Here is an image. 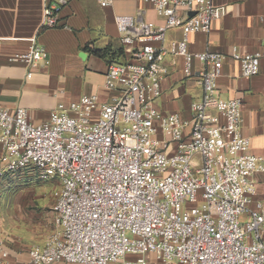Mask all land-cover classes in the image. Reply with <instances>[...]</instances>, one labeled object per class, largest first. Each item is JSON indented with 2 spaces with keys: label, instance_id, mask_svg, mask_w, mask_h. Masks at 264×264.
I'll list each match as a JSON object with an SVG mask.
<instances>
[{
  "label": "built area",
  "instance_id": "built-area-1",
  "mask_svg": "<svg viewBox=\"0 0 264 264\" xmlns=\"http://www.w3.org/2000/svg\"><path fill=\"white\" fill-rule=\"evenodd\" d=\"M142 1L164 25L142 11L115 18L131 60L109 65L107 87L120 93L113 102L59 104L39 125L24 108L0 106V182L37 174L60 184L55 230L26 264H148V256L162 264H264V201H254L252 180L264 159L242 134V100L217 93L225 57L189 49V36L210 31L227 9L213 0ZM97 2L108 8L114 0ZM67 4L47 0L42 28L59 27ZM179 27L183 38L167 44L168 30ZM167 55L183 58L188 75L202 66L203 97L190 119L157 108ZM263 57L232 54L244 77L259 74ZM48 60L34 43L10 62L34 68ZM10 257L0 236V264Z\"/></svg>",
  "mask_w": 264,
  "mask_h": 264
},
{
  "label": "crops",
  "instance_id": "crops-1",
  "mask_svg": "<svg viewBox=\"0 0 264 264\" xmlns=\"http://www.w3.org/2000/svg\"><path fill=\"white\" fill-rule=\"evenodd\" d=\"M67 2L59 14L60 26L43 29L47 0H0V106L12 112L26 109L36 125L47 122L59 104L68 107L83 97L111 103L120 95L107 87L109 65L131 60L121 42L117 16H137L142 11L145 21L164 25L154 6L142 0H114L108 8H102L97 0ZM213 4L226 7L227 15L214 21L210 31L191 34L189 49L225 57L217 93L225 100H242V134L250 140L251 154L264 159V57L259 74L253 77H244L240 64L232 59L234 50L242 55L264 53V0H213ZM182 38L180 27L170 29L166 43ZM34 43L48 52V63L40 62L32 68L10 62L17 54L28 52ZM162 66L166 74L158 110L190 119L193 102L203 97L201 64L196 62L192 75H188L183 58L167 55ZM30 72L33 74L29 77ZM2 154L0 143V158ZM252 180L256 186L254 201H264V162ZM2 224L0 221V236L11 250L9 264L28 263L29 250L42 247L47 240L38 228L30 226L22 231L15 225L8 230ZM157 263L161 262L148 256V264Z\"/></svg>",
  "mask_w": 264,
  "mask_h": 264
},
{
  "label": "rangeland",
  "instance_id": "rangeland-1",
  "mask_svg": "<svg viewBox=\"0 0 264 264\" xmlns=\"http://www.w3.org/2000/svg\"><path fill=\"white\" fill-rule=\"evenodd\" d=\"M59 189L58 182L42 181L37 174H27L8 184L0 182V221L4 228L16 225L27 231L26 228L31 226L48 238L55 230L53 194ZM174 264L178 263L175 261Z\"/></svg>",
  "mask_w": 264,
  "mask_h": 264
},
{
  "label": "water",
  "instance_id": "water-1",
  "mask_svg": "<svg viewBox=\"0 0 264 264\" xmlns=\"http://www.w3.org/2000/svg\"><path fill=\"white\" fill-rule=\"evenodd\" d=\"M195 13H191L190 16H193Z\"/></svg>",
  "mask_w": 264,
  "mask_h": 264
}]
</instances>
